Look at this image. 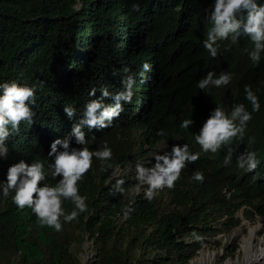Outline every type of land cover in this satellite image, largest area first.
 <instances>
[{
	"label": "trees",
	"instance_id": "obj_1",
	"mask_svg": "<svg viewBox=\"0 0 264 264\" xmlns=\"http://www.w3.org/2000/svg\"><path fill=\"white\" fill-rule=\"evenodd\" d=\"M264 4V0H258ZM214 0H0V83L36 85L33 123L22 122L0 159V182L8 168L21 160L52 162L51 144L72 131L91 89L123 90L135 80L132 103L124 104L112 126L88 132L90 150L105 143L109 161L93 160L79 183L88 210L62 230L42 227L31 208L19 209L0 190V264H83L73 253L87 235L93 241L92 264H190L220 235L232 236L247 220L259 218L264 233V57L253 64L254 44L241 35L219 41L212 58L204 48L210 28L208 10ZM80 5L77 9L76 6ZM138 5L139 10H134ZM150 70L145 71L143 64ZM129 69L124 72V69ZM213 71L233 74L221 88L199 89L201 78ZM258 96L260 109L252 112L245 86ZM111 103V101H107ZM243 103L252 112L243 140L217 153H205L195 141L203 123L217 105L231 111ZM76 115L69 119L64 107ZM192 119L189 129L181 128ZM164 130L167 135L157 133ZM87 132L88 130L85 129ZM187 144L200 153L182 171L174 188L158 190L146 199L129 170L139 161L153 160ZM72 147H80L75 144ZM232 148V162L224 159ZM255 152L257 169L237 166V157ZM203 182L192 179L195 172ZM60 178L47 182L53 186ZM124 181L123 192L116 190ZM132 208L128 216L125 210ZM71 212V201L64 203ZM89 242H85V245Z\"/></svg>",
	"mask_w": 264,
	"mask_h": 264
},
{
	"label": "clouds",
	"instance_id": "obj_2",
	"mask_svg": "<svg viewBox=\"0 0 264 264\" xmlns=\"http://www.w3.org/2000/svg\"><path fill=\"white\" fill-rule=\"evenodd\" d=\"M134 10H139L138 5H134ZM208 21L210 28L203 44L212 58L218 55L219 41L228 40L230 37L235 41L243 35L254 44L249 53L250 60L253 64L260 63L264 57V4L258 0H214L208 10ZM143 69L150 70V65L144 63ZM128 71L129 69H124V72ZM232 79V73L221 72L217 75L210 71L199 80L197 86L201 90L221 88L227 86ZM123 84V90L115 94L105 87L100 89V95L97 96V90L91 89L89 95L94 99L84 106L83 114L73 124L71 133L52 142L48 153L51 163L46 166L39 160H34L31 164L21 160L8 168L6 181L0 182L3 196L8 197L10 191L14 192L13 203L21 210L31 208L42 227L53 228L59 232L62 230V220L72 222L88 210V198L80 194L79 183L92 168L94 158L106 162L112 159L113 152L106 143L95 151L90 150L85 146L88 144L87 135L92 130L100 131L111 127L114 119L119 118L123 112L124 104L132 103L135 80L129 76ZM244 91L252 112L259 111L256 92L247 85ZM36 92V85L15 81L0 83V159L8 158L10 153L6 141L19 132L21 123H33L32 106L36 103ZM63 110L69 119L76 115V109L70 105ZM252 112L243 103L233 105L231 111L217 105L199 133L195 134L196 143L205 153H217L235 140H243L247 125L252 119ZM193 123L192 119H185L181 128L189 129ZM157 135L165 137L167 133L160 130ZM73 138L80 147L71 146ZM232 153L233 150L229 147L224 159L225 166L231 164ZM199 158L200 153H193L189 145L173 144L170 152L155 157L152 167L137 165L138 188L146 185L144 194L146 199L151 200L158 190L174 188L186 166L195 163ZM259 163L255 152L246 151L237 157V166L249 172L257 169ZM49 177L52 180L58 177L60 179L53 186L47 182ZM192 179L203 182L204 175L197 171ZM123 183L122 180L117 181V191H124ZM66 201H71L74 205L70 213L64 208ZM131 211L132 208H127L125 216Z\"/></svg>",
	"mask_w": 264,
	"mask_h": 264
},
{
	"label": "rangeland",
	"instance_id": "obj_3",
	"mask_svg": "<svg viewBox=\"0 0 264 264\" xmlns=\"http://www.w3.org/2000/svg\"><path fill=\"white\" fill-rule=\"evenodd\" d=\"M138 164L150 168L155 164V161L142 160L139 161ZM137 165L129 167V170H131L134 174H136ZM141 187L143 186H139V188L137 186L136 190H141ZM240 217L242 219V224L232 236L220 235L216 239L218 243L212 241V243L207 244L190 264H193V261L198 260L202 253L213 254L215 257L213 264H226L227 262H232L234 264H246L245 252L242 248L244 239L250 235V229L260 226L258 240L256 241V248H259L262 245L264 246L263 225L259 218L254 221H250L245 219L242 214H240ZM85 242L89 243L85 245ZM72 251L77 255L78 259L83 264H92L96 260V254L93 253V241L90 235H87L80 245L75 244ZM258 264H264V262Z\"/></svg>",
	"mask_w": 264,
	"mask_h": 264
},
{
	"label": "bare ground",
	"instance_id": "obj_4",
	"mask_svg": "<svg viewBox=\"0 0 264 264\" xmlns=\"http://www.w3.org/2000/svg\"><path fill=\"white\" fill-rule=\"evenodd\" d=\"M260 226L250 229V235L244 239L243 250L245 252L246 264H258L264 262V246L256 248V241L258 240V233ZM215 257L213 254L202 253L198 260L193 261V264H213ZM226 264H234L227 262Z\"/></svg>",
	"mask_w": 264,
	"mask_h": 264
},
{
	"label": "water",
	"instance_id": "obj_5",
	"mask_svg": "<svg viewBox=\"0 0 264 264\" xmlns=\"http://www.w3.org/2000/svg\"><path fill=\"white\" fill-rule=\"evenodd\" d=\"M76 8L79 9L80 8V5L76 6Z\"/></svg>",
	"mask_w": 264,
	"mask_h": 264
}]
</instances>
